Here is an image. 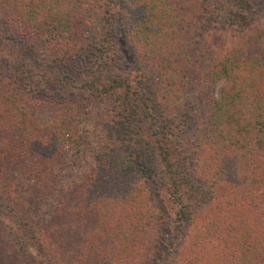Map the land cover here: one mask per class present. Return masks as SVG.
Returning a JSON list of instances; mask_svg holds the SVG:
<instances>
[{
    "label": "trees",
    "instance_id": "1",
    "mask_svg": "<svg viewBox=\"0 0 264 264\" xmlns=\"http://www.w3.org/2000/svg\"><path fill=\"white\" fill-rule=\"evenodd\" d=\"M252 6L0 0V264H157L164 230L178 264H264Z\"/></svg>",
    "mask_w": 264,
    "mask_h": 264
},
{
    "label": "rangeland",
    "instance_id": "2",
    "mask_svg": "<svg viewBox=\"0 0 264 264\" xmlns=\"http://www.w3.org/2000/svg\"><path fill=\"white\" fill-rule=\"evenodd\" d=\"M252 13H251V22L253 24H260L262 27L264 26V0H252ZM236 33V29L234 30V27L232 26H225V28L223 27H218L215 31L211 32L210 34V40L212 43V46L214 47H222L223 44L229 40V38L232 37V34ZM130 42L127 41L126 39H124V43H122V46L125 47V51H127V53H130L131 51V46H130ZM223 85V82H218L217 84V90H219V88ZM262 164L264 163V149L262 150V160H261ZM154 189V185L153 188ZM158 191V192H157ZM157 193L158 196L156 195L157 199L156 202H159V199L162 201V204L168 208V210H170V212L173 211V205L170 202V200L168 199L167 194H165L162 190L157 189ZM96 223L93 222L91 223V226L95 225ZM183 232H177L176 234H173L174 236L171 237V232L169 233L167 230H164L162 232H158L157 236L154 239H149L147 246H149V249L147 250V255L145 258H147V256H149L150 254H152V252L154 250L157 249H161L162 252V257L159 260V262L157 264H178V262H176V259L173 258L172 253H169L168 249L165 247L166 243L171 242V238H174L176 241H181L184 238V234H182ZM155 241V244H154ZM79 242H75V240H72V248L74 249L76 247V245L78 246ZM156 245V247H155ZM150 250V251H149ZM153 250V251H152ZM197 250V249H196ZM210 250V249H208ZM226 251H230V250H226ZM192 252V251H191ZM195 252V251H194ZM198 252V250H197ZM203 256L201 257L203 260L201 262V264H211L214 263L212 262L213 257L211 255V253L203 251ZM136 257L140 258L138 255H136ZM145 258H143V260L141 262H144ZM150 258V257H149ZM176 262V263H175ZM128 264H130V260L127 261Z\"/></svg>",
    "mask_w": 264,
    "mask_h": 264
}]
</instances>
